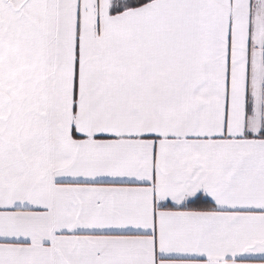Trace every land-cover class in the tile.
<instances>
[{
    "label": "snow or ice",
    "instance_id": "6c2138e0",
    "mask_svg": "<svg viewBox=\"0 0 264 264\" xmlns=\"http://www.w3.org/2000/svg\"><path fill=\"white\" fill-rule=\"evenodd\" d=\"M0 264H264V0H0Z\"/></svg>",
    "mask_w": 264,
    "mask_h": 264
}]
</instances>
